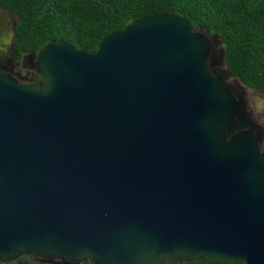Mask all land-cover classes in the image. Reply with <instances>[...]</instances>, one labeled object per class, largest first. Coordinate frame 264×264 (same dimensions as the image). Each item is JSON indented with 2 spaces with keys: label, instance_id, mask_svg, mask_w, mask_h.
<instances>
[{
  "label": "water",
  "instance_id": "1",
  "mask_svg": "<svg viewBox=\"0 0 264 264\" xmlns=\"http://www.w3.org/2000/svg\"><path fill=\"white\" fill-rule=\"evenodd\" d=\"M34 67L0 73V262L264 264L262 127L218 34L154 13Z\"/></svg>",
  "mask_w": 264,
  "mask_h": 264
},
{
  "label": "trees",
  "instance_id": "2",
  "mask_svg": "<svg viewBox=\"0 0 264 264\" xmlns=\"http://www.w3.org/2000/svg\"><path fill=\"white\" fill-rule=\"evenodd\" d=\"M17 16L14 45L39 50L51 39L68 41L85 53L137 18L154 13L183 16L192 28H206L223 42L226 67L244 85L264 92V0H0ZM0 264H41L25 257ZM181 264H245L204 256Z\"/></svg>",
  "mask_w": 264,
  "mask_h": 264
},
{
  "label": "flooded vegetation",
  "instance_id": "3",
  "mask_svg": "<svg viewBox=\"0 0 264 264\" xmlns=\"http://www.w3.org/2000/svg\"><path fill=\"white\" fill-rule=\"evenodd\" d=\"M17 16L0 8V73H4L19 83H30L40 80V74L34 64L38 51H22L14 45L16 37ZM249 88V87H247ZM245 108L252 120L262 127V136L258 141L261 152H264V121L259 122L253 118L244 98ZM255 133V131H252Z\"/></svg>",
  "mask_w": 264,
  "mask_h": 264
},
{
  "label": "rangeland",
  "instance_id": "4",
  "mask_svg": "<svg viewBox=\"0 0 264 264\" xmlns=\"http://www.w3.org/2000/svg\"><path fill=\"white\" fill-rule=\"evenodd\" d=\"M246 100L248 108L253 116L259 122L264 121V92H260L256 89L247 88ZM31 261H37L34 256H24ZM84 264H90L89 261H85Z\"/></svg>",
  "mask_w": 264,
  "mask_h": 264
}]
</instances>
